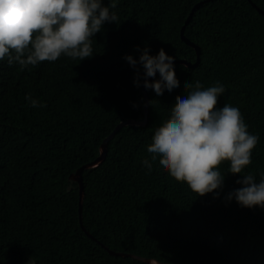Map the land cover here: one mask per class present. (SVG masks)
<instances>
[{
    "label": "trees",
    "instance_id": "16d2710c",
    "mask_svg": "<svg viewBox=\"0 0 264 264\" xmlns=\"http://www.w3.org/2000/svg\"><path fill=\"white\" fill-rule=\"evenodd\" d=\"M201 1L184 29L200 47L198 65L174 63L179 87L159 96L147 89V123L122 126L105 160L83 172L82 221L91 237L70 175L100 155L121 122L146 118L143 67L124 57L139 61L145 48L152 56L163 48L196 62L181 30ZM102 3L118 21L94 35L91 58L62 55L22 70L0 61V264H264V208L228 198L244 176L264 179V0H116L114 9L111 0ZM147 79L159 80V72ZM197 81L223 85L217 108L237 107L259 137L252 163L232 174L222 162V187L204 196L172 178L159 158L151 171L142 163L151 160L147 147L176 96ZM28 94L46 107H32Z\"/></svg>",
    "mask_w": 264,
    "mask_h": 264
},
{
    "label": "clouds",
    "instance_id": "9594fccd",
    "mask_svg": "<svg viewBox=\"0 0 264 264\" xmlns=\"http://www.w3.org/2000/svg\"><path fill=\"white\" fill-rule=\"evenodd\" d=\"M110 6L114 9L116 0H111ZM117 21V14L102 0H0V61L6 59L10 66L19 64L22 70L45 61L55 62L62 55L80 61L91 58L94 35L105 22ZM124 59L134 69L138 63L142 65L144 87L153 89L157 96L165 89L171 92L179 87L175 57L163 48L155 56L145 48L139 61L131 55ZM157 72L160 79L148 82L147 78ZM134 83L139 87V71ZM185 88L193 85L186 83ZM224 91L219 82L203 88L197 81L187 95L176 96L170 118L155 130L147 147L151 160L144 159L143 165L151 171L159 158L163 170L198 196L222 187V162L230 164V173L241 174L252 163L259 137L249 133L237 107L225 104L217 108ZM25 99L32 107H46L30 94ZM237 183L244 186L230 193L229 199L234 196L242 207L264 208V179L257 183L252 175H246Z\"/></svg>",
    "mask_w": 264,
    "mask_h": 264
},
{
    "label": "water",
    "instance_id": "95a60500",
    "mask_svg": "<svg viewBox=\"0 0 264 264\" xmlns=\"http://www.w3.org/2000/svg\"><path fill=\"white\" fill-rule=\"evenodd\" d=\"M203 1L199 2L198 4H196L194 6V8L192 9V11L190 12L186 22H185V25L182 27V30H181V37L182 39L187 42L189 45H191L192 47H194L196 49V53H197V60L196 62L192 63V62H189L185 59H175L174 60V63H183V64H186L187 66L191 67V68H194L198 65L199 61H200V54H201V50H200V47L198 45H196L195 43L191 42L184 34V29H185V26L186 24L189 22V20L191 19L195 9L202 3ZM254 4V3H253ZM254 6H256V4H254ZM257 7V6H256ZM258 8V7H257ZM258 10L260 12H262L264 14V11L261 10L260 8H258ZM142 88H143V91H144V94H145V99H146V103H145V113H146V118L143 120V121H137V120H126L124 122H121L116 128L115 130L108 136L106 137L103 142H102V145H101V153L100 155L93 161L91 162H88L84 165H82L81 167H79L74 173H72L70 175L71 179L78 182L79 186H80V200H79V203H80V206H79V211H80V223H81V226L82 228L86 231V233L93 237L84 227L83 225V221H82V207H83V197H84V184H83V172L84 170L86 169H90V168H93L95 166H98L99 164H101L104 160H105V157H106V153H107V145H108V142L110 139H112L114 137V135L116 134V132L124 125H127V124H141V125H145L147 123V120H148V117H147V114L149 112V97H148V91L147 89L144 87V81L142 83ZM108 249V248H107ZM111 254L113 255H125L123 253H120V252H117V251H113V250H108ZM140 259L142 260H145V261H151L150 259H147V258H142V257H139ZM157 264H166V263H160V262H156Z\"/></svg>",
    "mask_w": 264,
    "mask_h": 264
}]
</instances>
